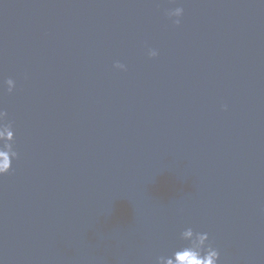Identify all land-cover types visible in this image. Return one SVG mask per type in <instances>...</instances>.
I'll return each instance as SVG.
<instances>
[{"label":"water","instance_id":"1","mask_svg":"<svg viewBox=\"0 0 264 264\" xmlns=\"http://www.w3.org/2000/svg\"><path fill=\"white\" fill-rule=\"evenodd\" d=\"M0 264H264V0H0Z\"/></svg>","mask_w":264,"mask_h":264}]
</instances>
